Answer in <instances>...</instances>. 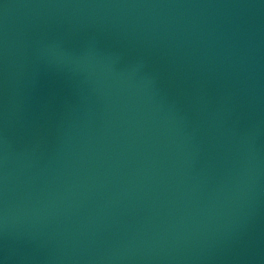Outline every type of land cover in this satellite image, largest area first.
<instances>
[{"label":"water","instance_id":"obj_1","mask_svg":"<svg viewBox=\"0 0 264 264\" xmlns=\"http://www.w3.org/2000/svg\"><path fill=\"white\" fill-rule=\"evenodd\" d=\"M0 264H264V0H0Z\"/></svg>","mask_w":264,"mask_h":264}]
</instances>
